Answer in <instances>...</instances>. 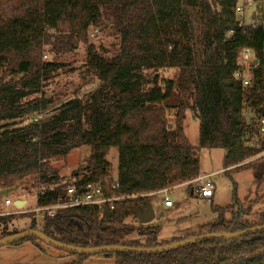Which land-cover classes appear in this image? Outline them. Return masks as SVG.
Returning a JSON list of instances; mask_svg holds the SVG:
<instances>
[{
	"label": "trees",
	"instance_id": "trees-1",
	"mask_svg": "<svg viewBox=\"0 0 264 264\" xmlns=\"http://www.w3.org/2000/svg\"><path fill=\"white\" fill-rule=\"evenodd\" d=\"M235 4L236 0H0V123L39 117L50 104L41 93V81L62 66L42 62L44 47L59 58L78 44L87 46L88 72L99 83L85 100L62 104L48 122L31 118L34 122L17 135L0 134V191L34 178V187L43 189L36 195V206L54 205L63 200L66 186L60 185L51 161L89 147L85 174H74L75 185L103 183L109 168L105 157L116 149L119 193L137 196L102 217L94 209H65L38 226L32 221L28 230L76 248L163 246L157 243L159 229L138 230L143 245L128 240L133 229L124 221L149 201L141 195L199 177L196 151L183 133L187 112L199 123L198 147L224 151L225 173L264 153V141L258 149L245 147L246 136L253 137L256 130L243 115L246 106L264 118V32L239 29ZM105 19L120 39L117 54L109 59L87 42L89 29ZM245 48L253 50L257 61L247 89L234 79ZM164 69L178 70L177 80L159 78L156 72ZM167 112H175L171 130L163 123ZM252 205L229 221L220 217L203 235L264 225V212L256 224L241 220L249 216ZM15 217L0 216V239L19 233L8 232ZM25 241L39 248L33 237L12 245ZM104 256L114 264H264V231L233 240H203L164 253Z\"/></svg>",
	"mask_w": 264,
	"mask_h": 264
},
{
	"label": "rangeland",
	"instance_id": "rangeland-1",
	"mask_svg": "<svg viewBox=\"0 0 264 264\" xmlns=\"http://www.w3.org/2000/svg\"><path fill=\"white\" fill-rule=\"evenodd\" d=\"M256 9L257 4L252 10ZM119 41L118 34L112 28V22L106 19L98 28H90L87 34L88 45L105 59L117 54ZM41 60L47 63L55 62L62 66L59 71L41 81V93L44 94V99L50 100V104L39 117H31L41 123L48 122L55 116L59 107L65 102L74 98L85 100L99 85L88 72L87 46L85 45L78 44L73 52L59 58L52 54L49 47H44ZM148 74L150 77L153 76V73H145V75ZM156 74L163 80L175 81L179 73L176 69H164L157 71ZM190 114L187 112L185 115L184 136L196 151L199 176L210 175L209 180L214 186L213 197L206 200L193 194L192 188L196 186V183H192L193 180L168 189L167 199L171 203L170 208L164 207V196L148 197L156 215L155 219L148 225H139L134 217L125 220L124 225L133 229L132 234L127 237L128 240L131 239L143 245L145 240L138 236L137 231L159 229L157 243L168 245L175 243L174 241L203 235L207 225L213 224L220 217L226 221L236 218L239 214L246 212L250 204L253 205L249 216L241 219L248 224H256L260 214L264 212V158L259 160L264 154L246 160L240 164V168L225 173L226 170L222 168L224 151L198 147L199 123L195 119L192 120L193 117ZM243 115L247 123L253 121L254 124L259 117L256 111L246 106H244ZM31 118L26 121L1 122L0 134L6 132L17 135L18 130L33 121ZM163 120L168 130L173 129L175 112H167ZM89 158L90 148L82 147L72 151L65 160L51 161L52 168L61 179L60 185L68 187L76 179L75 175L83 176ZM117 159L116 149H111L105 157L109 165L108 179L116 178ZM34 184V178H30L17 183L10 191H0V215L16 216L15 220L8 224V232L28 230L32 221L37 226L41 224L43 218L37 217L34 213H27L36 208V195L43 190L42 187H34ZM234 194L235 199H233ZM8 199L13 203L27 201V205L18 206L19 209H23L19 211L18 208L4 205ZM215 208L224 211L219 213L214 211ZM21 214L32 216L21 219L18 217ZM37 243L39 248L33 247L27 241L16 246L9 244L0 247V264H114V261L106 258L104 254L88 255L82 259L80 254L52 247L39 240Z\"/></svg>",
	"mask_w": 264,
	"mask_h": 264
},
{
	"label": "built area",
	"instance_id": "built-area-1",
	"mask_svg": "<svg viewBox=\"0 0 264 264\" xmlns=\"http://www.w3.org/2000/svg\"><path fill=\"white\" fill-rule=\"evenodd\" d=\"M257 4V9L252 10ZM248 10H252L247 12ZM234 21L239 29H245L248 32L262 30L264 32V0H236L234 6ZM232 34V31L229 32ZM257 62L253 50L249 48L240 51L237 63V70L234 73V79L241 84L243 89L251 86L252 71L257 67ZM254 129L256 135L253 137L246 136L244 145L247 148L258 149L264 141V118L258 117L255 120ZM264 154V153H263ZM210 175L197 177L192 183L196 186L192 188L193 194L200 198L210 200L213 197L214 186L209 180ZM75 179L66 187L63 200L54 205L46 207H37L27 213H34L37 217L53 218L58 211L72 208H88L94 209L100 217L105 213H113L117 207L123 202L131 201L137 196H130L119 193V185L115 179L106 178L103 183H86L82 186L75 185ZM190 184V183H189ZM168 189L155 192L140 197H152L155 195L164 196V207H171V203L167 199ZM5 206H13L11 200L4 202ZM19 211L23 209H19ZM26 213V212H24Z\"/></svg>",
	"mask_w": 264,
	"mask_h": 264
},
{
	"label": "water",
	"instance_id": "water-1",
	"mask_svg": "<svg viewBox=\"0 0 264 264\" xmlns=\"http://www.w3.org/2000/svg\"><path fill=\"white\" fill-rule=\"evenodd\" d=\"M257 64V62H254ZM21 203V205H20ZM25 205V202H14V207L18 208V206ZM134 218L137 220L139 225H148L155 219V214L152 208V205L149 201L145 203V206L140 207L134 215ZM264 231V225L253 227L251 229H247L245 231L236 232L232 234H204L196 237H192L186 240H182L179 242H175L169 245H163L155 248H142V247H124V246H104L99 248H76L72 246H68L62 244L60 242L54 241L43 235L41 232L37 230H25L19 232L17 234H13L11 236L0 239V247L13 244L16 241L25 239L27 237H33L36 240H39L47 245L52 247L66 250L69 252H74L80 255L88 256V255H96V254H111V253H130V254H156V253H164L168 251H172L178 248L185 247L187 245L197 243L203 240H212V239H224V240H233L244 237L246 235L258 233Z\"/></svg>",
	"mask_w": 264,
	"mask_h": 264
},
{
	"label": "crops",
	"instance_id": "crops-1",
	"mask_svg": "<svg viewBox=\"0 0 264 264\" xmlns=\"http://www.w3.org/2000/svg\"><path fill=\"white\" fill-rule=\"evenodd\" d=\"M191 115V114H190ZM190 119H192V118H190ZM185 120V119H184ZM192 120H194V118L192 119ZM196 120V119H195ZM183 124H184V122H183ZM183 133H184V129H183ZM186 138V137H185ZM191 146V145H190ZM192 147V146H191ZM200 177V176H199ZM25 202V205H27V201H24ZM170 208V207H169ZM154 211V210H153ZM154 214H155V212H154ZM1 216V215H0ZM156 216V215H155ZM33 246V245H32ZM34 247V246H33Z\"/></svg>",
	"mask_w": 264,
	"mask_h": 264
},
{
	"label": "bare ground",
	"instance_id": "bare-ground-1",
	"mask_svg": "<svg viewBox=\"0 0 264 264\" xmlns=\"http://www.w3.org/2000/svg\"><path fill=\"white\" fill-rule=\"evenodd\" d=\"M20 205H21V203H20Z\"/></svg>",
	"mask_w": 264,
	"mask_h": 264
}]
</instances>
